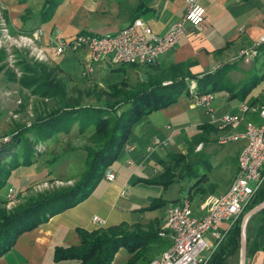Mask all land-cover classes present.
<instances>
[{"label": "crops", "instance_id": "crops-1", "mask_svg": "<svg viewBox=\"0 0 264 264\" xmlns=\"http://www.w3.org/2000/svg\"><path fill=\"white\" fill-rule=\"evenodd\" d=\"M45 1L0 0V11L11 34H30L42 29V46L49 55L52 49L47 47L48 40L56 32H59L62 40H70L79 33H115L133 19L140 18L154 33L162 35L171 25L182 20L186 8V0H62L51 20L41 24L38 14ZM257 1L200 0V5L205 9L201 29L192 33L190 26L185 24V33L176 47L152 65H114L108 58H103L94 64L93 73L84 79L82 72L90 60L87 49L76 52L68 50L53 65L68 83L89 82L109 94L110 87L123 82L128 83V89L155 78L163 79L164 84L169 83L172 76L189 73L200 77L238 61L236 68L226 75L229 84L238 87L255 75H251L253 70H258L259 75L264 74V44L259 49L257 61L246 65L239 60V53L251 47L264 32V4L257 5ZM234 72L237 74L234 75ZM185 80L190 95L182 96L167 108L143 117L132 127L127 141L131 149L123 148L109 168L114 174L113 181L103 178L85 201L20 235L13 248L0 258V264H77L76 261L56 263L53 255L56 247L77 245L78 230L91 233L125 225L129 231L140 227L144 231L153 228L159 233L167 207L179 197L167 200L164 197L167 189L146 184L142 180L157 175L161 171L160 162L172 155L190 154L191 151L197 153L203 149L200 152L204 159L202 167L218 157L206 176L218 178V183L217 180L212 183L217 184L218 193L210 195L224 193L236 175L243 143L239 141L218 146V139L230 130L219 131L217 121L225 114H237L242 102L251 108L264 107L257 90L264 79L243 101L232 98L227 91L214 93L210 110L195 106V81L188 77ZM246 117L259 122L256 112ZM239 129L242 131L243 127ZM80 136L77 126H74L70 134H62L46 143L62 146ZM154 139L166 143V146L148 150ZM180 184L179 191H183V183ZM181 194L184 195L183 192ZM199 199L192 200V203L196 206L201 201ZM154 200L167 204L156 210H146ZM202 213L198 205L195 214ZM95 216L104 220L105 225L94 224L92 219ZM166 243L167 240L162 239L159 245L166 246ZM125 253V249H120L113 264L119 254ZM126 255L121 264L130 258L128 253ZM246 264H264V250L255 252Z\"/></svg>", "mask_w": 264, "mask_h": 264}, {"label": "trees", "instance_id": "trees-1", "mask_svg": "<svg viewBox=\"0 0 264 264\" xmlns=\"http://www.w3.org/2000/svg\"><path fill=\"white\" fill-rule=\"evenodd\" d=\"M61 2L62 0H46L38 14L39 23L51 20ZM4 61L5 54L0 52V64ZM237 63L238 61L223 65L214 72L200 77L189 73L172 76L166 85L163 84V79L155 78L128 89V83L123 82L109 88L108 97L111 102L91 105L82 104L79 99L73 100L68 97V81L60 75L56 66L36 63L28 60L26 55H20L17 62L22 73L18 79L20 87L42 99L55 101L56 108L38 116L29 127L20 130L9 144L0 146V190L5 187L14 169L36 163L34 158L36 145L56 140L62 134L68 135L74 126H77L79 135L89 129L93 130L88 139L94 147L87 146L84 149V171L72 186L38 194L10 211L0 207V258L13 248L20 235L36 229L55 215L76 207L90 197L104 178L105 171L116 162L127 144L132 127L143 117L167 108L182 96L190 95L185 80L187 77L195 81L194 96L227 91L232 98L243 101L263 81L264 74H255L238 87H233L226 79V75L236 68ZM187 156L188 154L170 156L160 162L161 171L157 175L142 181L160 186L164 190L174 183L194 180H197L196 184L201 183L206 175H200V164L187 161ZM263 201L264 185L246 206L245 213ZM166 204L165 201L154 200L146 210H156ZM241 221L242 217H239L233 223L206 264H229V260L239 254ZM78 236L77 245L55 248L54 262L113 264L118 251L125 249L130 255L125 264H139L145 260L148 250L159 245L162 240L158 236V230L150 228L144 231L137 227L129 231L125 225L91 233L78 230ZM245 237L247 263L255 252L264 250V209L249 219Z\"/></svg>", "mask_w": 264, "mask_h": 264}, {"label": "built area", "instance_id": "built-area-1", "mask_svg": "<svg viewBox=\"0 0 264 264\" xmlns=\"http://www.w3.org/2000/svg\"><path fill=\"white\" fill-rule=\"evenodd\" d=\"M111 1V0H94ZM200 0H186L185 14L181 21L174 23L162 35L154 33L140 18L133 19L126 27L115 33L90 34L79 33L70 40L59 38V32L49 37L47 47L52 49L49 55L42 39V29L33 33L11 34L7 21L0 11V44L7 49L14 47L25 51L28 57L36 62L51 65L58 57L70 50L73 52L87 49L90 60L82 72L84 79L94 71V64L103 58H108L114 65H143L155 64L158 59L172 51L180 37L185 33V24L190 26L192 33L199 31L204 22L205 9ZM264 44V32L254 44L239 53V60L246 65L251 64L259 54ZM168 83H164L166 85ZM214 99L213 94L207 93L194 96V104L199 108L210 110ZM257 113L259 122H254L246 116ZM243 125L242 131L235 133ZM221 132L229 131L218 139V144L226 145L231 142L243 143L237 160V172L227 190L219 195H209L199 205L203 212L194 213L192 201L183 196L172 202L166 209L162 230L159 237H166L170 245L148 264H206L216 247L223 241L233 223L245 214L246 206L253 200L256 193L264 185V107L251 108L242 102L237 114H225L217 121ZM166 143L154 139L148 150L163 148ZM126 150L131 146L126 144ZM199 148V147H198ZM107 181L114 180V174L107 169L104 174ZM62 181H55L46 188L63 187ZM16 192L8 188L5 195V207L10 211L16 200ZM92 222L98 226L105 221L93 217ZM227 223L226 228L222 227Z\"/></svg>", "mask_w": 264, "mask_h": 264}, {"label": "rangeland", "instance_id": "rangeland-1", "mask_svg": "<svg viewBox=\"0 0 264 264\" xmlns=\"http://www.w3.org/2000/svg\"><path fill=\"white\" fill-rule=\"evenodd\" d=\"M258 1L256 2L257 5L264 4V0ZM13 48L14 47L7 49L6 46L0 44V52L5 54V61L0 64V146L9 144L20 130H23L24 127H29L38 116L44 115L56 108L55 101L42 99L20 87L18 79L21 77L22 73L17 65L18 57L24 54L28 60H30V58L24 50L20 52ZM257 60L258 57L255 61ZM235 74L237 73L234 72V75ZM253 74L259 75V71L253 70L251 75ZM12 75H14L15 78ZM257 90H259L260 99L264 103V83L258 86ZM67 94L68 97L73 100L79 99L82 104L97 105L98 102H111L105 91L98 89L96 85L89 82L77 84L67 82ZM241 126L243 127V125ZM91 130L92 129H89L82 134V136L70 140L62 146L56 145V143H51L50 145L47 143L36 145L34 147V158L36 163L28 167H17L12 171L4 189L0 190V207L6 210L5 195L8 188L14 189L17 195V202L13 206L14 208L38 194L52 192L54 189H48L46 186L48 187L55 181H62L64 183V186L59 187V189L70 187L75 184L84 171V149L87 146L94 147L88 139L92 134ZM239 132L240 129L235 130V133ZM217 145L223 146L218 143ZM202 150L203 149L197 153L191 151L187 156V161L200 164V175H206V173L211 171L212 166H215L214 163L218 161V157L214 159L213 162H207V165L202 167L201 164L204 162L203 155L200 154ZM56 158L58 159L56 160ZM215 180H217L216 182L218 183L217 177L206 176L199 184L195 183L197 180L184 182L182 186L183 191H179L182 184L174 183L167 189L164 197L167 200H171L176 197L181 199L183 196L187 195L191 201H198L200 198L199 200L201 201L198 202L196 206L192 203V209L195 213L196 207L202 203L204 197L218 193L217 184H212ZM181 192H183L184 195H182ZM226 226L227 223L222 224L223 228H226ZM160 239L167 240L166 246L157 245L151 247L145 255V260L141 261L139 264H148L151 259L160 255V251L170 245V240L166 235L160 237ZM126 254L127 253H125V255L119 254L115 260V264H121L123 259L128 256ZM126 262H124V264ZM229 264H239V254L231 258Z\"/></svg>", "mask_w": 264, "mask_h": 264}, {"label": "water", "instance_id": "water-1", "mask_svg": "<svg viewBox=\"0 0 264 264\" xmlns=\"http://www.w3.org/2000/svg\"><path fill=\"white\" fill-rule=\"evenodd\" d=\"M264 209V201L254 206L251 210L246 212L242 217L240 229H241V239H240V250H239V264H246V256H247V244H246V237H245V229L247 222L249 219Z\"/></svg>", "mask_w": 264, "mask_h": 264}]
</instances>
